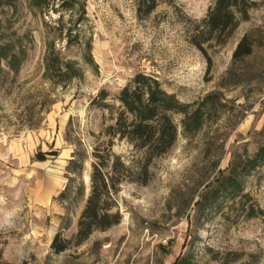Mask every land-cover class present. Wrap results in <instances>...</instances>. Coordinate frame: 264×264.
I'll use <instances>...</instances> for the list:
<instances>
[{
	"label": "rangeland",
	"instance_id": "1",
	"mask_svg": "<svg viewBox=\"0 0 264 264\" xmlns=\"http://www.w3.org/2000/svg\"><path fill=\"white\" fill-rule=\"evenodd\" d=\"M85 1L87 19L79 32L83 41L91 40L98 69L85 64L77 45L63 49L83 71L82 78L63 86L44 77L46 42L57 39L59 15L35 14L25 0H0L1 43L26 51L17 73L5 62L0 71L1 264H175L186 254L197 264H226L229 255L239 257L229 264H264V166L245 180L249 198L224 197L213 208L199 204L239 156L264 146V0H252L257 7L250 20L225 46H205L207 54L191 43L192 29L214 0H158L147 16H139V0ZM70 19L65 14V25ZM246 34L256 46L253 56L236 66L242 84L222 87ZM137 73L157 77L184 103L219 92L226 106L199 132L180 135L153 162L145 183L120 185L118 225L94 232L81 245L72 241L57 254L51 248L56 234L73 240L77 233L90 192L93 148L107 140L104 131L114 123L115 115L91 103L106 89L108 102L118 105L115 98ZM181 118L176 117L178 124ZM79 143L87 153L86 194L63 204L58 197ZM114 152L127 161L135 156L119 141ZM143 174L134 169L130 175L143 181ZM250 205L258 211L254 218L247 216Z\"/></svg>",
	"mask_w": 264,
	"mask_h": 264
},
{
	"label": "trees",
	"instance_id": "2",
	"mask_svg": "<svg viewBox=\"0 0 264 264\" xmlns=\"http://www.w3.org/2000/svg\"><path fill=\"white\" fill-rule=\"evenodd\" d=\"M35 14H58L57 39L66 42L65 47H57V39L46 42L44 58V77L55 84L66 86L83 76L79 64L68 59L63 49L73 45L81 48V56L86 65L97 71L98 65L92 55L91 40L83 41L80 28L87 19L85 0H25ZM158 0H139V16L150 15L158 7ZM257 7L252 0H214L206 17L195 22L191 43L200 51L206 52L205 46H225L234 36L242 22L250 20V13ZM70 13V25L64 23L65 14ZM0 36V71L2 63L10 71L17 73L26 58V51L13 43H1ZM256 41L250 34L244 35L238 42L232 56L233 66L221 81L222 87L239 86L242 81L236 80V66L254 54ZM264 80V66L261 67ZM239 77V76H238ZM110 97L106 89H102L93 99L92 105L109 111L115 115L114 123L109 125L104 135L106 141L94 146L91 154L92 163L89 172L90 192L85 207L78 219L77 233L73 240L64 239L62 232L54 237L51 248L63 253L70 248L72 241L81 245L96 231H107L118 225L122 215L117 206V195L120 185L127 180L145 183L148 171L153 162L167 154L176 144L179 136L189 137L199 132L211 114L219 116L226 106L222 102V94L215 92L199 102L184 103L176 94L163 88L161 81L146 73H137L120 90L115 100L118 105L108 102ZM181 116L180 124L176 117ZM127 143L135 154L133 160H126L114 152L115 142ZM87 153L79 143L67 166L68 183L58 199L63 204L77 202L84 198L86 185L84 173ZM264 166V146L259 147L252 155L245 153L239 156L229 171L217 181L214 187L206 192L199 203L204 208L216 207L224 197L235 200L238 197L249 198L244 194L245 180ZM134 169L145 175L143 181L132 177ZM263 213V211H260ZM258 211L254 205L247 209V216L254 218ZM69 221V217L67 218ZM219 256L215 259L218 260ZM226 264L235 262L239 257H226ZM1 259V257H0ZM1 264V261H0ZM175 264H197L191 254L177 259ZM249 264V263H241Z\"/></svg>",
	"mask_w": 264,
	"mask_h": 264
}]
</instances>
